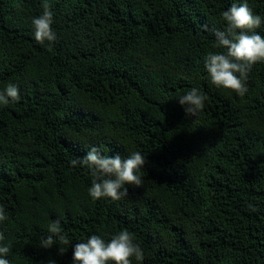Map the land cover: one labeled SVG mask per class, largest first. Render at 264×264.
Returning <instances> with one entry per match:
<instances>
[{"label": "trees", "instance_id": "1", "mask_svg": "<svg viewBox=\"0 0 264 264\" xmlns=\"http://www.w3.org/2000/svg\"><path fill=\"white\" fill-rule=\"evenodd\" d=\"M233 2L52 0L49 49L31 25L42 0H0V88L22 96L0 106L12 264H72L71 244L39 246L54 218L73 245L127 228L142 264H264V63L245 96L216 88L203 65ZM248 3L264 15V0ZM192 87L207 95L195 117L176 100ZM92 145L144 153L142 186L94 201L90 173L70 163Z\"/></svg>", "mask_w": 264, "mask_h": 264}, {"label": "clouds", "instance_id": "2", "mask_svg": "<svg viewBox=\"0 0 264 264\" xmlns=\"http://www.w3.org/2000/svg\"><path fill=\"white\" fill-rule=\"evenodd\" d=\"M43 12L31 17L32 31L37 43L51 49L57 41V32L52 10V0H42ZM223 30L215 32V51H210L203 60L204 71L216 88L230 89L239 96L248 91V75L255 65L264 63V35L257 29L264 27V15L253 11L248 0H234L221 13ZM21 88L17 83H8L0 88V106L18 103ZM186 115L195 117L205 106L207 95L202 89L192 87L178 97ZM127 151V150H126ZM146 155L140 151L109 154L104 145H92L82 157L70 161L74 167L88 170L91 181L87 189L94 200L121 201L129 195V186L143 184ZM9 211L0 203V264H12L11 249L7 243L6 225L10 224ZM39 238V246L50 249L54 245L73 246L72 264H133V259L142 264L145 251L127 228L115 232L109 239L99 234L81 238L74 245L62 227L61 218H54ZM59 242V243H58ZM66 247H60L63 254ZM49 264H56L50 261Z\"/></svg>", "mask_w": 264, "mask_h": 264}]
</instances>
